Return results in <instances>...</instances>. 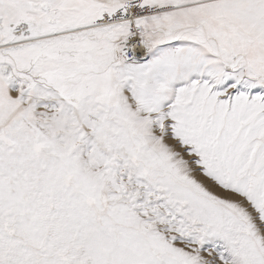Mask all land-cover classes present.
<instances>
[{
    "label": "snow or ice",
    "instance_id": "obj_1",
    "mask_svg": "<svg viewBox=\"0 0 264 264\" xmlns=\"http://www.w3.org/2000/svg\"><path fill=\"white\" fill-rule=\"evenodd\" d=\"M0 264H264V0H0Z\"/></svg>",
    "mask_w": 264,
    "mask_h": 264
}]
</instances>
